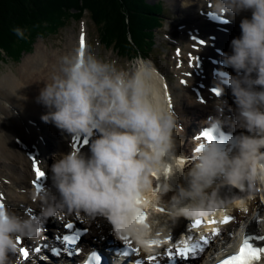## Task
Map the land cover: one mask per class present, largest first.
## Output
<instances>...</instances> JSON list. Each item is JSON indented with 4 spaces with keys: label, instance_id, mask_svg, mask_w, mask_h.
<instances>
[{
    "label": "clouds",
    "instance_id": "9594fccd",
    "mask_svg": "<svg viewBox=\"0 0 264 264\" xmlns=\"http://www.w3.org/2000/svg\"><path fill=\"white\" fill-rule=\"evenodd\" d=\"M213 11L223 17L251 12V18L241 20V35L231 41V53L222 55V64L236 75L221 71L217 89L222 96L229 88L235 107L226 116L220 105L205 122L208 136L191 158L177 155L183 143L180 116L166 100L157 101L150 62L130 73L85 48L59 59L37 97L47 109L42 120L87 140L90 155L72 148L54 157L52 189L32 193L40 202L38 215L0 208V264H18L12 259L18 241L41 236L50 219L65 214L103 218L117 238L127 234L144 242L162 235L167 224L159 217L150 218L151 228L136 223V201L153 191L154 177L162 184L157 202L173 224L223 213L264 189V0H214ZM13 32L26 38L20 27ZM0 105L11 113L6 100ZM224 125L239 130L227 146L214 136ZM177 177L183 182L165 201Z\"/></svg>",
    "mask_w": 264,
    "mask_h": 264
},
{
    "label": "bare ground",
    "instance_id": "6f19581e",
    "mask_svg": "<svg viewBox=\"0 0 264 264\" xmlns=\"http://www.w3.org/2000/svg\"><path fill=\"white\" fill-rule=\"evenodd\" d=\"M138 1L141 2V0ZM168 1L170 5H172V8H175L179 12V15L184 14L186 11H191L192 9L194 12V9L196 7L195 3H192V0H168ZM127 3L128 2H126V4ZM198 8L200 9L201 6H198ZM188 14H190V12H188ZM98 15L99 13H97V17ZM100 16H101V12H100ZM104 16L105 15L101 16V18ZM234 16H235L234 17L235 24L240 26L242 19H244L245 17L251 18V12H244L241 13L240 15H234ZM110 17L111 16L108 15L109 19ZM139 17H141V14L139 15ZM111 19L113 20V17H111ZM122 19L123 18H119L117 20L121 21ZM187 24L188 26H185V29L188 32V39L186 37V33H184L182 37L185 38V42L184 45H182L181 49L179 50V56L180 58H183L185 55L187 59H190L189 56L191 54H196L199 52V50L198 52H196L194 40L195 37H199L200 33L202 34V32L200 28L198 30L193 23L192 24L187 23ZM212 26L213 24L208 22L207 25L204 27L203 30L204 33H207L208 31L210 33H213L214 29L212 28ZM130 30L131 29H129V31ZM122 31L120 29V32ZM108 33L109 36L112 35V34L110 35L111 32H109V30L106 32L107 36ZM81 35L86 39V45H88V39L84 29L82 30ZM219 35L222 39H226L229 36V34L227 33L225 34L220 33ZM80 40L81 37L79 39L78 44L80 43ZM218 40L220 41V39ZM29 43H31V41ZM206 47L208 48V46ZM74 48H77V44L75 41L72 42V40L70 41V44L67 45L65 48L62 49L53 48L51 50L48 49L45 45V42L42 41L41 43L36 45V49L32 54L23 57L22 62L20 63V66L17 68V70H9V72L4 73L0 77V100H6L11 105V113L8 110H6L2 105H0V114L2 115L11 114L7 116V118L4 120L0 119V190H3L7 193L9 198L8 203L9 205H11V207H13V209L15 208L18 209L21 205H25L26 208L28 207L36 208L37 205L40 206V202L38 200L37 202H33L32 191L29 190L31 186L30 182L32 179H34V173L31 168L32 162L38 161L41 164V166L44 169H46L48 174H50L47 184L49 185L48 188L52 189L53 181H52L51 166L54 163V157H57L61 154H66L72 150L70 146L71 143L73 142V137H70L67 133L58 129L54 124L43 122L42 116L46 114L47 109L41 104L37 103V97L40 94V89L44 86L43 82L47 81L50 73L53 71L54 67L58 64L59 59L64 55L69 54V52L72 51ZM228 48H230V51H232L231 47ZM141 63H139L138 66H140ZM150 66L154 70L153 75L155 82L158 86L156 93L157 101L160 102L162 100H166L168 104L173 106V110L180 116L179 122L182 126L183 131L179 139L183 143L179 147L177 155L178 157L181 158L183 157L191 158L195 150V145L197 143H194L193 146L191 147L190 143L187 141L189 139L187 136L190 133L191 134L189 135V137L194 136L195 131H193V129H195L196 127L195 125H197L199 119L202 117V113H205L204 107L201 106V103H199L198 100L196 99V96L194 94L195 88L200 87L205 93V95H207V89L212 84H214L216 80L214 79L213 76H211V73H209L208 70L205 69V66L203 67V69L199 70L201 72V76L199 78L195 76V70H198L196 69V66L194 68V76L187 77L185 75V72H190V69L185 67V63L182 64L181 62V64H178L175 69L177 75L176 83H171L170 81L168 83V81L164 79L163 76L164 74L162 73V71L160 70V68L157 66L156 63L151 62ZM136 69L137 68H133L129 72L130 73L134 72ZM166 83L168 84L166 85ZM199 83H205L206 86L203 84L199 85ZM221 100L222 101L218 102L217 107L223 105L224 106L223 114L227 116L229 114L228 108L235 107L234 98L229 95H225ZM207 106L208 109L212 111L213 108L211 106V103H208ZM199 127H201V125ZM228 127H229L228 129L229 131L231 132L234 131L230 126ZM237 133H239V130H237ZM17 138H20L19 140L25 144L37 145L39 151V157L38 158L33 157L31 150L24 151L23 149H21L20 145L16 141ZM46 138H48V141L46 140ZM82 151L90 155L88 147L83 148ZM182 163L183 161L179 162V164ZM2 179H9L11 182L10 185L4 184L2 182ZM164 182L168 183L166 177L164 179ZM182 182H183L182 178L177 177L176 180L172 181L171 183L175 188L176 183H182ZM160 186H162L161 179L154 177L153 189L156 188L160 190L161 189ZM20 190H26L27 192L23 194L20 193ZM152 192L153 191H150L144 194V198H148L149 196H151ZM153 193L156 194L157 191H154ZM173 194L174 192L168 193L166 197L170 198L171 195ZM229 194L230 193L228 192V190H225L224 195H229ZM257 195H260V193L255 191L252 194V199L245 200L243 202H237L234 205H230L228 207V210L235 211L234 212L235 214H237V212L239 211L238 209L240 208L244 210L250 209L255 211L256 210L262 211L261 204H259L257 201L258 198L255 199L253 197ZM261 199H264V196H262ZM164 213L165 216H167V212ZM66 215L72 217L74 214H65L60 218L65 217ZM262 216L264 217L263 213L260 217ZM60 218H54V219L60 221L59 220ZM162 220L166 222L165 219ZM60 224L62 223L60 222ZM255 227L258 230L260 229L259 226H255ZM261 228L263 229V225L261 226Z\"/></svg>",
    "mask_w": 264,
    "mask_h": 264
},
{
    "label": "trees",
    "instance_id": "16d2710c",
    "mask_svg": "<svg viewBox=\"0 0 264 264\" xmlns=\"http://www.w3.org/2000/svg\"><path fill=\"white\" fill-rule=\"evenodd\" d=\"M85 11L90 13L102 41L108 47L114 44L121 54L131 56L145 52L152 41L154 29L160 25L156 17L159 8L146 4L145 0H0V59L5 53L18 60L24 51H29L38 36L55 32L70 19H80ZM100 12L101 16H105L101 18ZM118 15L123 18L121 21L117 20ZM17 27L25 30V39L16 37L13 29ZM108 30L111 36L109 33L107 36Z\"/></svg>",
    "mask_w": 264,
    "mask_h": 264
},
{
    "label": "snow or ice",
    "instance_id": "6c2138e0",
    "mask_svg": "<svg viewBox=\"0 0 264 264\" xmlns=\"http://www.w3.org/2000/svg\"><path fill=\"white\" fill-rule=\"evenodd\" d=\"M200 43H203V42H200ZM80 44H81V48L83 49L85 47V38L83 36H81ZM190 59L195 60L196 58L190 57ZM214 93L217 96L220 95V92L218 89H215ZM87 143H88L87 140L83 141L84 145H86ZM76 149L79 150V148H76ZM34 171L36 174V178L33 181V184L35 185L37 191L39 192V191H42L44 188V185L41 183V181L46 177V173L41 169V167L38 164L34 165ZM136 202L140 203L139 200H137ZM4 206H5L4 202L0 200V208ZM157 211H163V209H157ZM233 219H234L233 217L225 216L222 223L227 225L231 223ZM147 220H148L147 214H139L136 217V223L142 226H147V223H146ZM202 223L203 222L201 220H196L192 224V227L198 228L202 225ZM209 223L216 224L217 221L212 220V221H209ZM65 229L68 230L71 234H65L62 237L58 236L57 240L61 241L63 246L67 248H75L80 239L81 232L78 229H76V226L72 222L65 224ZM220 235H221V231L217 227L213 229L211 237H201L195 242L190 243L189 241H192L193 239L190 236L188 241H184L182 244H177L175 250L171 248L168 249L166 255L168 259H173V260L176 259V257H181L184 260H188L190 257H197L199 254L204 253L205 247L209 245L210 243V239H214L215 237H219ZM122 239L127 241L128 237L125 236V237H122ZM255 239L264 241V237H261V236H257ZM170 242H172L171 238H169L168 240H165L163 243H170ZM23 243H24L23 240L18 241L19 245H23ZM160 244H161L160 241L152 240L148 243V246L151 248V247L159 246ZM126 248L128 249V251H125L123 253L126 256L129 254L139 253V249L131 247L130 243L126 244ZM35 251L39 253L41 251L40 247H36ZM54 251H58V250L54 249ZM19 252L22 254L25 260L28 259L30 255V251L27 247H19ZM78 252L79 250L77 249V253ZM69 254H71V252H69ZM92 258L93 260L96 261V264H102L101 257L98 254H93ZM157 259L159 258L156 256H150L147 258L149 264H151V262L156 261ZM262 259H264V246H258L253 242V240H251L250 238H246L243 242L242 247L239 250V254L231 255L225 258L224 260L220 261L219 264H259V262Z\"/></svg>",
    "mask_w": 264,
    "mask_h": 264
},
{
    "label": "rangeland",
    "instance_id": "374dc122",
    "mask_svg": "<svg viewBox=\"0 0 264 264\" xmlns=\"http://www.w3.org/2000/svg\"><path fill=\"white\" fill-rule=\"evenodd\" d=\"M168 5H169V7L171 8V10H167V13H169V14H176V15H179V13H178V11H174L173 9H175V8H172L171 7V5L168 3ZM176 10V9H175ZM168 14V15H169ZM84 21H87V26H88V28H89V33L92 35V34H94V36L96 35V29L94 28V26L90 23V21H89V19L88 18H85L84 19ZM66 27L63 29L64 31L60 34V35H50V36H48V38H46L47 39V41H46V47L48 48V49H52V48H55V49H59V48H65L67 45H69L70 44V41L72 40V39H77V34H78V30H79V26H80V24H76V23H73V24H71V22L69 23V24H67V22H66ZM73 31V32H72ZM160 32V31H159ZM158 32V33H159ZM76 34V35H75ZM72 35V36H71ZM41 39V38H40ZM37 40V42H36V44L34 45V47H33V49L28 53V54H26V55H24L23 57H25V56H27V55H29V54H32L34 51H35V49H36V45L37 44H39V43H41L42 41H44L43 39H41V40ZM68 41V42H67ZM98 48V46H96V44L95 43H93V47H92V49H91V51L95 54L96 53V49ZM95 50V51H94ZM98 53H99V51H98ZM98 53H96L95 54V56L97 57V54ZM100 54L102 55V56H104V57H107V56H110L109 55V53H107V51H101L100 52ZM178 54H179V52H178ZM179 56V55H178ZM179 58H180V56H179ZM23 59V58H22ZM22 59L20 60V62L19 63H13V62H11V63H9V67H7V65H5V64H1L0 63V77L4 74V73H7V72H9V70H17V68L20 66V63L22 62ZM119 60L116 56H110V60ZM120 61H122L123 62V60H120ZM139 60H136L135 62H138ZM134 63V62H133ZM133 63H127L126 64V67L128 68V67H132L133 66ZM134 67V66H133Z\"/></svg>",
    "mask_w": 264,
    "mask_h": 264
}]
</instances>
